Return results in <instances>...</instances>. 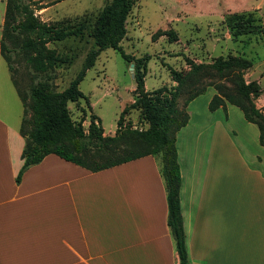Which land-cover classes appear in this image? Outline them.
Returning a JSON list of instances; mask_svg holds the SVG:
<instances>
[{"label":"crops","instance_id":"obj_1","mask_svg":"<svg viewBox=\"0 0 264 264\" xmlns=\"http://www.w3.org/2000/svg\"><path fill=\"white\" fill-rule=\"evenodd\" d=\"M3 11L0 0V25ZM3 61L0 55V69ZM212 93L188 101L175 133L187 259L264 264V151L247 150L246 158L227 116L192 119ZM22 113L11 80L0 75V264H178L153 155L91 171L50 152L16 182Z\"/></svg>","mask_w":264,"mask_h":264},{"label":"trees","instance_id":"obj_2","mask_svg":"<svg viewBox=\"0 0 264 264\" xmlns=\"http://www.w3.org/2000/svg\"><path fill=\"white\" fill-rule=\"evenodd\" d=\"M26 1L5 0L0 28V55L6 61L8 70L13 69L10 63L12 54L18 52L27 64L29 78L33 81L26 92L19 88L17 80L10 74V80L23 105L19 124V133L24 139L20 152L22 162L14 177L15 181H19L27 166L50 152L91 171L151 154L156 159L164 185L166 224L178 264H192L186 255L179 209L180 175L175 133L187 121V102L211 85L215 92L208 99V109L224 107L225 102L237 106L243 117L256 125L258 142L264 147V112L254 103L260 88L257 81H246L243 77V71L251 64L250 59L227 54L217 55L204 63L187 58V70H169L175 85H160L147 90L143 81L147 54L134 57L125 53L119 44L125 34V20L134 0H107L91 23L80 21L63 26L35 18L28 5L33 0ZM257 18L251 11L231 12L225 21L230 34L236 38L240 34L259 32ZM84 29L92 39V46L67 85L59 90L54 89L52 75L47 71L61 62L69 61V57L56 53L46 43L71 35L80 36ZM106 47L117 48L124 59L132 63L134 80L132 101L121 108L112 134L103 133L93 114L89 115L84 130L82 119L76 123L72 121L67 107L68 101L76 102L80 97L87 100V96L78 88V82L100 50ZM180 92L186 95L181 106H178ZM128 107L138 109L140 118L146 124L144 127L125 125L120 128L121 115Z\"/></svg>","mask_w":264,"mask_h":264},{"label":"rangeland","instance_id":"obj_3","mask_svg":"<svg viewBox=\"0 0 264 264\" xmlns=\"http://www.w3.org/2000/svg\"><path fill=\"white\" fill-rule=\"evenodd\" d=\"M3 1L5 3V0ZM106 1L33 0L28 2V5L32 15L38 20L63 26L80 21L91 23ZM242 11H251L253 16L258 17L260 31L240 34L233 38L225 18L231 12ZM263 31L264 0H134L125 20V34L119 44L125 53L134 57L147 54L143 78L144 88L147 90L160 85H175L169 70H187V58L194 62L207 63L217 55H242L251 61L250 66L243 71V77L246 81H257L260 92L254 98V103L264 112ZM46 45L56 53L69 57V61L61 62L47 71L52 75L53 88L59 90L67 85L81 67L86 52L92 46V39L84 29L80 36L71 35L47 42ZM11 57L13 69L9 71L3 59L1 78L5 84H9L11 74L17 80L19 88L27 92L33 82L29 78L27 64L18 52L13 53ZM130 63L117 48L106 47L100 50L93 64L86 68L78 82V88L87 96V100L80 97L76 102H67L71 120L76 123L82 119L81 125L86 130L89 115L93 114L103 133L112 134L121 108L133 98L134 80ZM210 92L214 93L215 90L211 85H207L192 103L199 104V100L205 99ZM185 95V92H180L177 98L178 106H181ZM187 109L186 104V111ZM208 110L203 106L201 110L198 109L190 115L192 119L203 114L209 115L210 112L212 116H227L233 142L243 151L246 158H249L247 150L249 153L264 151V147L258 142L256 125L246 121L237 106L230 104L227 112L224 107L217 111ZM120 120V128L125 125L137 128L146 125L140 118L138 109L133 107H128Z\"/></svg>","mask_w":264,"mask_h":264},{"label":"water","instance_id":"obj_4","mask_svg":"<svg viewBox=\"0 0 264 264\" xmlns=\"http://www.w3.org/2000/svg\"><path fill=\"white\" fill-rule=\"evenodd\" d=\"M131 64V63H130Z\"/></svg>","mask_w":264,"mask_h":264}]
</instances>
